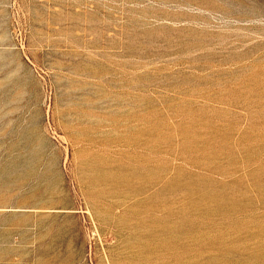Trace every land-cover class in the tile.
Instances as JSON below:
<instances>
[{
  "label": "rangeland",
  "instance_id": "374dc122",
  "mask_svg": "<svg viewBox=\"0 0 264 264\" xmlns=\"http://www.w3.org/2000/svg\"><path fill=\"white\" fill-rule=\"evenodd\" d=\"M0 264H264V0H0Z\"/></svg>",
  "mask_w": 264,
  "mask_h": 264
}]
</instances>
